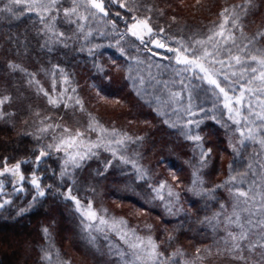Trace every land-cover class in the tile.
<instances>
[{
    "label": "snow or ice",
    "instance_id": "obj_1",
    "mask_svg": "<svg viewBox=\"0 0 264 264\" xmlns=\"http://www.w3.org/2000/svg\"><path fill=\"white\" fill-rule=\"evenodd\" d=\"M213 9L202 29L185 19ZM3 26L0 211L21 217L50 202L36 264H73L55 243L51 209L60 205L71 206L96 264H264V0H0ZM145 110L156 125L137 119ZM208 121L232 153L228 175L210 187L204 173L223 157ZM138 123L177 130L192 145L189 183L170 163L165 175L141 162L136 149L149 136ZM113 172L126 183L105 193L100 182ZM104 195L125 214L105 207ZM130 198L139 206L125 207ZM150 209L175 222H148ZM193 223L210 242L188 253L181 237Z\"/></svg>",
    "mask_w": 264,
    "mask_h": 264
},
{
    "label": "trees",
    "instance_id": "obj_2",
    "mask_svg": "<svg viewBox=\"0 0 264 264\" xmlns=\"http://www.w3.org/2000/svg\"><path fill=\"white\" fill-rule=\"evenodd\" d=\"M192 2L193 0H184V3L186 4H190ZM208 2L210 3L212 0H208ZM217 2H220V0H217ZM214 12L215 9L212 10V13H195L188 10L185 15V19L189 24L202 29L208 24V22L215 18ZM254 19L258 20L259 17H255ZM253 27H255V25H253ZM12 30L16 31L17 29L16 27H13ZM7 31L8 29L6 26L0 27V44H2V37L5 33H7ZM113 51L114 50H109L108 54L112 55ZM78 59L80 62L76 69V73L79 83L83 87L85 86V82L88 80V68L82 62V57ZM129 119H132V117H129ZM137 119L141 121L149 120L153 125L157 124L156 119H154V114L149 113L147 110H145V114L143 116H139ZM123 123L124 121L121 118L118 120L117 126L119 127ZM207 123L209 128L213 130V137L216 139V143L219 145V153L223 157L221 159L217 156L214 159V167L211 172L206 171L204 173V179L208 182L205 186L210 187L211 184L223 181L228 175V163L232 158V153L231 150L226 147L227 139L220 125H217L212 121H208ZM132 128L136 130L137 134L142 131L148 133L149 136V139L145 141L143 147L136 149L143 155V160L141 161L142 163L153 167L154 171L164 172L165 175L167 174L166 165L170 163L177 168V171L184 180V183H189L191 180V168L188 167L185 161L189 160L193 156L191 151L192 145L184 141L183 137L180 136L177 130L166 129L160 126L149 129L143 123L134 124L132 125ZM7 135L14 136L15 134L7 133ZM3 137H5V133L0 132V138ZM153 141L156 142L155 145H153ZM166 144L174 147L175 151L160 152L159 149ZM162 155H167L168 160H166L164 164L156 165V160ZM92 167H95V165L93 164ZM100 183L103 191L107 193L111 191V185L123 186L126 183V180L121 178L120 173L113 172L109 175L107 180L101 181ZM140 191V189H137V192ZM127 195L133 197L135 194L127 193ZM182 202L185 207H188L191 200L188 196L182 195ZM103 203L105 207L115 210L116 214L117 211H119L117 209V205L120 204L119 199L111 195H104ZM48 204H50V202H48ZM48 204H46L44 209H40L37 212L26 214L21 217H17L14 212L0 211V264H36L38 257L36 245L42 242L38 231V221L48 219V217L44 215L45 210L48 208ZM123 204L125 207L132 205L139 206L135 198L126 199L123 201ZM21 206L23 205L21 204ZM192 206L195 207L196 205ZM70 207V205H60L57 208L51 209L53 215L59 222L57 231L54 233L55 243L57 247L62 249V252L65 253L66 256L72 258L73 264H96V258L87 253L86 246L77 236V220L73 218L71 212L68 211ZM215 207V205H212V208ZM149 212L150 218L148 219V222L150 223L159 225L161 221H163V223L170 227L171 223H169V220H171L172 223L175 222L172 218L158 219V217H160L159 210L152 211L150 209ZM118 213L122 215L125 214L120 211ZM204 214L206 213H201V215ZM132 221L135 220L133 219ZM187 228L188 231L181 237V242L188 253H192L195 246L210 242L207 239L201 238L204 234L202 226L193 223L187 225ZM64 237H68V239H64ZM100 264H105V262L101 260Z\"/></svg>",
    "mask_w": 264,
    "mask_h": 264
},
{
    "label": "rangeland",
    "instance_id": "obj_3",
    "mask_svg": "<svg viewBox=\"0 0 264 264\" xmlns=\"http://www.w3.org/2000/svg\"><path fill=\"white\" fill-rule=\"evenodd\" d=\"M119 211H117V215H122V214H120V213H118ZM132 223H135V221H131Z\"/></svg>",
    "mask_w": 264,
    "mask_h": 264
}]
</instances>
